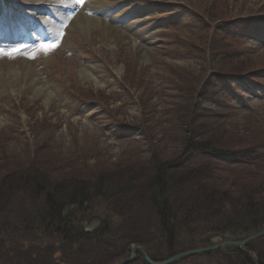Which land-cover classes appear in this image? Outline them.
Instances as JSON below:
<instances>
[{"label":"rangeland","instance_id":"obj_1","mask_svg":"<svg viewBox=\"0 0 264 264\" xmlns=\"http://www.w3.org/2000/svg\"><path fill=\"white\" fill-rule=\"evenodd\" d=\"M9 1L6 7L0 0V264H116L135 246L150 248L162 261L170 251L174 256L251 235L225 238L227 219L206 222L200 211L173 223L180 233L169 248L148 210L149 194L128 190L108 203L95 186L104 189L96 184L100 176L144 187L154 165L176 162L183 139L180 118L214 68L246 75L232 76V86L223 87L232 116L198 126H217L215 138L234 150L264 143V0H74L72 9L63 8L69 0ZM52 3L61 5L57 13ZM51 43L57 47H41ZM231 50L234 58L228 56ZM258 152L256 159L250 157L254 153L240 154L250 164L235 155L203 152L189 163L212 160L217 183L206 184L218 207V188L228 186L232 198L246 189L264 192V147ZM11 171L17 180L12 188L2 183ZM30 173L39 181L34 189ZM72 180L86 183L90 202L64 206L69 216L63 225L93 231L97 214L115 225L107 240L132 226L138 234L127 237L128 251L116 246L100 258L85 255L62 242L56 228L41 227L48 185ZM192 181L179 200L202 188ZM219 221L221 229L214 233ZM253 242L257 251L248 252L264 264V237ZM228 247L233 246L173 264H237ZM141 258L132 264H142Z\"/></svg>","mask_w":264,"mask_h":264},{"label":"trees","instance_id":"obj_2","mask_svg":"<svg viewBox=\"0 0 264 264\" xmlns=\"http://www.w3.org/2000/svg\"><path fill=\"white\" fill-rule=\"evenodd\" d=\"M233 53L234 52L231 50L228 56L234 58ZM202 70L204 71V68ZM243 74L246 73H236L235 71L226 72L214 68L209 75H206L204 81L200 83V87L196 89L194 95L190 97V102L185 107L186 113L180 118L183 122L181 126L183 139L181 143H179L178 150L180 149L179 153H181V155L177 161L174 163H166L168 167H166L165 164L154 165L155 174L153 172L151 182L140 188L135 186V183H133L135 182L134 180H130L132 183L128 185L124 181V184H122V181H120L118 177L116 178V183L113 177L99 176L96 184L104 189L100 190L96 186L95 189L100 194L101 200L108 203L116 202L118 196L120 197L121 194L127 196L128 190H140L145 194H149L146 197L148 210L150 214H152V218L156 220L162 234H164V241L169 248L175 244L178 238L177 233H180L179 230H175L176 227L173 223H176L180 218H182L183 221L186 219L189 220L190 215L198 214L200 211L205 213L204 221L206 222L217 221L218 216H220V218L222 217V219H227L229 227L224 229L221 233L229 230L226 231L228 234L225 232V238L230 240L243 239L252 233L263 230L264 192L255 193L254 190L246 189L244 194L239 193V195H234L232 198L233 194L228 192V186H226V189L216 188L218 193L216 203H222L217 207L215 203H213V201H215L213 191L211 193L208 192V186L206 184V180L208 179L211 181L215 179L217 183L216 169L212 164V160L208 159L204 161L203 164L196 166L189 163L191 158L200 152L211 154L217 158L235 155L238 156L241 163L245 162L247 164L253 162L249 157H242L240 155L241 153H244L243 156H250L254 153V156H250L253 159L261 157L258 150L264 147V143L234 150L219 143L215 138L214 129H217V126H198V122H203L204 125H208L209 123L206 121H217L219 115L228 114L232 116L234 108L227 103L230 97L227 98V93L223 91V87H231L233 81L232 76H240ZM180 77L188 79L187 75L182 76L181 73ZM189 164L191 165L190 168L188 167ZM211 164L212 166H210ZM45 175L46 174H43L44 179H46ZM14 176L15 173L13 171L7 172L3 177L2 183L4 185L10 183L9 187H14L17 184L16 179L12 180ZM6 177L10 178L11 181ZM36 178V174L32 175L30 173L27 176L29 184L33 189L39 184ZM192 180H196L202 188L199 191L197 190V192H195V190L191 191L187 197L182 198L183 200H179L177 196H179L180 190L186 185L192 186L194 184ZM25 182L27 183V180H25ZM234 185L242 187L243 184L241 181H236ZM47 189H49L47 193L50 194L45 195L44 202L46 205L44 204L41 208V214L38 217L41 221V227L44 229L50 227L52 230L56 228V231L61 235L62 242L69 245L75 251L85 255L94 257L98 254V258H100L105 256L107 251L114 249L116 246L120 247L122 251L124 248L127 251L129 250L127 237L130 235L136 237L138 234L133 230L134 227L131 225L126 231H123L120 237H115L114 239L109 238L108 240L105 239L104 236L114 231L115 225L112 226L100 220L97 214L96 217L98 219L95 220L98 221V224L93 227V231L86 232L82 229L76 230L73 227L74 224L63 225L65 222L64 220L69 216H66V211L63 210L64 206L79 204L83 207L90 202L88 196L89 191L86 188L85 182H75V180H72L64 185L52 182L51 185H48ZM125 189H127V191ZM120 191L125 192L120 193ZM258 194L262 198L258 197ZM202 206L207 207L205 211L201 210ZM144 211L147 213L146 209H144L143 212ZM119 212H123V210H119ZM124 220L128 221V218H124ZM37 225L39 226V224ZM211 229L214 233H219L221 229L220 221L218 225L216 222ZM203 245L208 246L209 244L207 242ZM253 245V241L249 242L245 247V250L247 249L246 251L236 246L228 247L226 250L228 249L234 254V258L232 255L231 257L237 264H262L261 261L253 260L252 255L248 252L249 249L252 250V252L257 251ZM13 250H15V248ZM49 251H51L50 248ZM146 251L153 260L158 261V258L154 256L153 250L147 247ZM170 252V256L174 254L173 251ZM213 253L214 252H208L203 254V256H210ZM141 259L142 264H147L143 258ZM34 263L38 264L36 261H34ZM48 264H52L51 261L48 262Z\"/></svg>","mask_w":264,"mask_h":264},{"label":"water","instance_id":"obj_3","mask_svg":"<svg viewBox=\"0 0 264 264\" xmlns=\"http://www.w3.org/2000/svg\"><path fill=\"white\" fill-rule=\"evenodd\" d=\"M261 237H264V229L251 234L250 236H248L247 238H245L243 240L225 241V242L215 244V245L209 246V247L188 250V251L176 254L172 257H169L163 261H158V262L153 261L143 248H141L139 246H135L132 248L131 256L127 259L121 260L117 264H130V263H132L135 260L136 253H140L148 264H171V263L176 262L177 260H180V259L185 258L187 256L199 254V253H205V252H209V251H214V250H217V249L225 247V246H239V247H241V246L246 245L249 242H251L255 239L261 238Z\"/></svg>","mask_w":264,"mask_h":264},{"label":"bare ground","instance_id":"obj_4","mask_svg":"<svg viewBox=\"0 0 264 264\" xmlns=\"http://www.w3.org/2000/svg\"><path fill=\"white\" fill-rule=\"evenodd\" d=\"M74 3H75L74 0H69L68 2H66L64 4L63 8H71L72 9V6H73ZM52 4H53L54 13H57L58 9L61 7V5L58 4V3H52Z\"/></svg>","mask_w":264,"mask_h":264},{"label":"snow or ice","instance_id":"obj_5","mask_svg":"<svg viewBox=\"0 0 264 264\" xmlns=\"http://www.w3.org/2000/svg\"><path fill=\"white\" fill-rule=\"evenodd\" d=\"M41 47L45 48V49H47V48H55V47H57V44L56 43L43 44V45H41Z\"/></svg>","mask_w":264,"mask_h":264}]
</instances>
